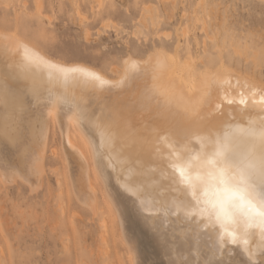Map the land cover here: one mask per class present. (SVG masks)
Returning a JSON list of instances; mask_svg holds the SVG:
<instances>
[{
  "label": "bare ground",
  "instance_id": "6f19581e",
  "mask_svg": "<svg viewBox=\"0 0 264 264\" xmlns=\"http://www.w3.org/2000/svg\"><path fill=\"white\" fill-rule=\"evenodd\" d=\"M19 29L22 27L18 25L11 32L0 31V60L7 59L12 64L21 61V53L12 52L5 57L3 52L5 44L10 49L14 48L19 39L51 61L76 65L50 57L40 45L26 39ZM135 59L141 62L138 68L141 78L127 89L107 86L100 89L75 82L67 85L49 83L47 69H26L27 79L21 82L26 90L35 88L41 102L36 104L30 94L25 95L24 102L28 109L22 121L17 111L19 101L13 96L9 95L7 103L0 104V132L8 130L19 140V149H8L5 164L0 165V184L12 185L21 179L31 191L44 187L45 155L51 147L52 123L57 121L63 139L60 138L65 145L63 152L66 154L74 200L85 211H91L94 217H99L103 223L101 226L105 227L98 243L102 244L103 249L100 251L106 262L112 260V264H123V248L128 264H135L137 260L141 264H181L184 259H197L191 254L194 247L203 249L200 259L207 258L214 262L216 258L205 247L206 243L212 242L209 238L212 230L209 229L208 233L194 231L195 225L187 224L182 217L174 216L169 211L173 199L181 196L174 183L178 177L169 165L182 164L189 154L202 155L209 151L211 145L200 148L196 142L199 136L216 132L225 124L246 125L249 120L259 122L264 118V103L261 102L263 84L257 78L253 79L256 76L249 78L251 74L244 77L246 73L240 76L237 71L236 74L229 71L222 62L215 71L203 68V71L195 73L191 59H186L182 65L177 54L171 56L163 50ZM87 67L112 82L120 80L124 73L122 67L123 70H119L121 72L117 76L118 71L113 68L112 72L117 77L111 78L104 71ZM9 85L10 88L16 87L11 82ZM49 90L56 96L63 95L66 102L46 107ZM242 100L244 103H241ZM133 101L137 107L144 103L147 108L142 114L137 111L130 118L127 106ZM33 104L36 106L32 107ZM194 109L198 115L192 114ZM79 110L85 111V119L76 118L74 113ZM9 122L15 124L13 130L7 128ZM105 125H111L115 136L112 147L107 143L100 146L101 131ZM157 132H170L176 141L175 147L170 149L158 144ZM110 158L116 163L114 172L108 167ZM101 164L105 167L106 179L100 176ZM57 179L60 184L61 179ZM123 183L133 188L153 209L151 214L140 211L136 198L120 188ZM204 190L208 200L216 199L215 185L211 180L206 181ZM59 191L63 200L64 189L61 185ZM109 191L114 201L109 198ZM66 199L71 207L64 209L62 206V214L75 218L77 226L85 225V214H79L73 200L68 196ZM60 216L57 214V218ZM58 222L59 219H56L55 226ZM65 234L73 237L69 242H62L63 252L73 250L71 242L75 240V232L72 225H69ZM231 247L232 256L226 259L237 262L247 259L239 247ZM71 252L67 253L68 260L78 259L77 252L73 253L74 256Z\"/></svg>",
  "mask_w": 264,
  "mask_h": 264
},
{
  "label": "rangeland",
  "instance_id": "374dc122",
  "mask_svg": "<svg viewBox=\"0 0 264 264\" xmlns=\"http://www.w3.org/2000/svg\"><path fill=\"white\" fill-rule=\"evenodd\" d=\"M18 25L50 57L85 63L111 78L123 70L125 55L142 59L163 50L177 54L182 65L191 59L195 73L215 71L222 62L233 73L256 76L264 87V0H0V31ZM52 124L44 187L31 191L21 179L0 184V264H112L98 243L102 221L74 200L63 137L58 122ZM14 125L9 122L7 128ZM67 196L87 217L85 225L62 214V206L71 207ZM69 225L75 232L70 250L79 260H68L71 251H62V242L73 237L65 234Z\"/></svg>",
  "mask_w": 264,
  "mask_h": 264
},
{
  "label": "snow or ice",
  "instance_id": "6c2138e0",
  "mask_svg": "<svg viewBox=\"0 0 264 264\" xmlns=\"http://www.w3.org/2000/svg\"><path fill=\"white\" fill-rule=\"evenodd\" d=\"M3 52L5 57L12 52L22 54L21 61L16 64L9 63L7 59L0 60V104L7 103L6 98L9 95L13 96L19 101L17 111L21 121L28 109L24 102L25 95L30 94L36 104L41 102L35 88L26 90V86L21 82L27 79L25 72L28 68L47 69L49 83L67 85L75 82L100 89L106 86L131 88L141 78L138 71L141 62L130 54L122 58L124 73L120 80L112 82L85 65L68 66L51 61L19 39L16 40L14 48L10 49L5 44ZM9 82L16 87L10 88ZM64 102L66 101L63 95L56 96L49 90L45 106ZM261 102L264 103V96H261ZM127 108L131 118L137 111L142 114L147 105L140 103L137 107L133 101ZM51 114L49 111V115ZM192 114L198 115V112L194 109ZM74 115L79 120L86 118L84 110H79ZM101 137V147L105 143L112 147L115 136L111 125L103 126ZM157 142L170 149L176 145L170 132H157ZM196 142L201 149L206 145H211V148L202 155L189 154L182 164L169 165L178 177L174 183L176 191L181 194L173 199L169 211L174 216L182 217L187 224L195 225L194 231L208 233L209 229L212 230L209 236L212 242L206 243L205 247L216 259L214 262L207 258L200 259L203 249L194 247L191 254L197 259H184L181 264H264V118L259 122L249 120L246 125L225 124L216 132L197 137ZM7 149L18 150L19 140L17 136L5 130L0 132V165L5 164ZM99 167L101 178L106 179L104 165ZM108 167L113 172L116 170V163L111 158ZM15 174L13 171V175ZM207 180H211L215 185L217 196L212 201L206 198L204 190ZM120 188L136 198L141 212L152 213L153 209L148 207L127 183L120 184ZM108 195L114 201L111 191ZM231 246L239 247L247 259L243 262L226 259L225 257L232 256ZM135 264L141 262L137 260Z\"/></svg>",
  "mask_w": 264,
  "mask_h": 264
}]
</instances>
